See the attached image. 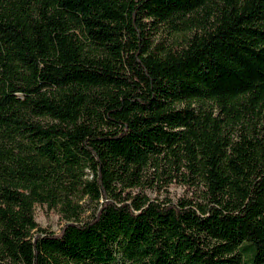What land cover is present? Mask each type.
Returning a JSON list of instances; mask_svg holds the SVG:
<instances>
[{
    "label": "trees",
    "instance_id": "obj_1",
    "mask_svg": "<svg viewBox=\"0 0 264 264\" xmlns=\"http://www.w3.org/2000/svg\"><path fill=\"white\" fill-rule=\"evenodd\" d=\"M0 264H264V0H0Z\"/></svg>",
    "mask_w": 264,
    "mask_h": 264
},
{
    "label": "rangeland",
    "instance_id": "obj_2",
    "mask_svg": "<svg viewBox=\"0 0 264 264\" xmlns=\"http://www.w3.org/2000/svg\"><path fill=\"white\" fill-rule=\"evenodd\" d=\"M161 39L159 37L156 38V41ZM165 40L168 45H175L172 43L170 39L165 37ZM136 190V189H135ZM147 194L151 198H159L163 199L165 197L170 198L172 201H177L180 197H190L192 195V190L189 189L184 184L177 183L176 181L168 184L162 190H146ZM81 204L84 208V216L90 214L95 208V202L91 201L88 197H85ZM35 219L36 221L44 228L48 230L59 232L62 226L66 223V219L63 217L62 213L59 212L57 208H50L47 205H35Z\"/></svg>",
    "mask_w": 264,
    "mask_h": 264
}]
</instances>
